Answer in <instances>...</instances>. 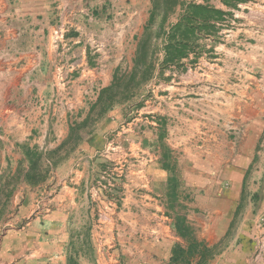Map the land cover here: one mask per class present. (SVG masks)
Returning a JSON list of instances; mask_svg holds the SVG:
<instances>
[{
	"label": "crops",
	"instance_id": "1",
	"mask_svg": "<svg viewBox=\"0 0 264 264\" xmlns=\"http://www.w3.org/2000/svg\"><path fill=\"white\" fill-rule=\"evenodd\" d=\"M155 6L165 32L200 12L197 45L163 64L162 39L149 96L87 133ZM168 6L0 0V264H173L180 216L204 264H264V0Z\"/></svg>",
	"mask_w": 264,
	"mask_h": 264
},
{
	"label": "trees",
	"instance_id": "2",
	"mask_svg": "<svg viewBox=\"0 0 264 264\" xmlns=\"http://www.w3.org/2000/svg\"><path fill=\"white\" fill-rule=\"evenodd\" d=\"M179 0H166L167 4H171L172 6L165 7L166 11L172 10ZM155 12L151 15L149 19V23L147 29L152 27L156 22V11H159L160 7H154ZM159 9V10H158ZM198 9V8H195ZM198 15L200 16V12L193 11L191 14L185 16L184 19L172 26L169 32H165V26L167 23L166 18H164L159 24V30L162 33L163 42L162 50L165 54V59L163 64L167 63H175L177 59H181L184 57L185 50L189 47H195L197 45L198 37L195 36L194 31L199 29V25H195L194 22L197 21ZM198 27V28H197ZM196 28V29H195ZM149 40L146 39L142 41V39L138 40L137 51L135 58L133 59V68H132V81L135 82L138 77H149L154 70V63L148 58L150 57L148 53ZM142 74L140 75V73ZM121 74L119 71H116L114 74L113 84L104 89L98 99V102L93 107L94 112L101 107L102 115L106 114L113 105L115 104L114 98L118 95H121L118 90L121 88ZM126 100V99H125ZM123 101L121 102V104ZM91 122V119H87V121L81 126V128L86 127ZM80 137L77 134L76 139L78 140ZM27 158L31 161L29 173L26 175V180L33 182V179H36L38 176L39 165L42 162V155L36 152H27ZM41 166H40V174H41ZM174 181V179H173ZM35 183V182H34ZM175 185V183H174ZM176 202V201H175ZM176 229L178 233L186 238L189 242V249L185 254V250L177 247L174 251V256L172 259L173 264H187L189 260L193 259L196 255L200 256L201 262L199 264H204L203 262L208 261L214 255V248L207 247L204 243L198 242L192 235L191 227L187 224L185 217L180 216L177 219ZM186 255V256H185ZM190 264V263H189Z\"/></svg>",
	"mask_w": 264,
	"mask_h": 264
},
{
	"label": "rangeland",
	"instance_id": "3",
	"mask_svg": "<svg viewBox=\"0 0 264 264\" xmlns=\"http://www.w3.org/2000/svg\"><path fill=\"white\" fill-rule=\"evenodd\" d=\"M148 23H149V21L146 24L141 23V25L136 26V28H138L137 30H132L130 32L131 34L134 33L135 38L134 39L130 38L131 41L129 42L126 49H125V47H124V49L122 48L126 52V54H123V59L121 60L119 67L115 70V72L119 71V73L121 74V79H122L121 88L118 90V92L121 95H118L117 97L114 98L115 104L113 105L111 110H109L106 114L102 115L101 107L98 108L94 112V115L92 117V121L88 124L89 127L87 130V133L89 131H91L92 128L97 129V128L101 127V125H106L105 121H104L105 117L109 113L114 112L117 109L121 110L122 104L129 106L131 104H134V102H135V106H138L137 103H138L140 95H142V101L145 100L149 96V94H150L149 85L156 78L157 72L153 71L151 74H149V77H146L147 79H144L143 77H140V78L138 77V79H136V81L133 82L132 81V72H131L132 70H129L130 67H132V65H133V61L131 59V56H132L131 51L135 49L136 42H138L139 39H142V41H144L146 39L149 40L148 53H149L150 57L148 58V61L151 59L153 63H156L158 58H160V55H157V53L158 54L161 53L160 51H161V46H162L161 44H162V39H163L162 33L159 30L160 22L156 21L155 24L152 25V27H149L147 29ZM121 24L123 25L122 22H119V23L118 22L117 23L112 22L110 25H111V27L121 29V27H117V26H121ZM128 29H130V28H128ZM127 35H129V37L131 36L129 34V32L127 33ZM122 49H121V51L123 52ZM162 72H158V74L159 73L162 74ZM164 73H165V71H164ZM164 73L161 75L162 77H163ZM141 74H142V72L140 73V75ZM122 101H123V103L121 104ZM161 137H162V135H161ZM7 206L8 205L6 203V199L0 198V207H7ZM5 221H6L5 215L0 214V225H1L0 229H4Z\"/></svg>",
	"mask_w": 264,
	"mask_h": 264
}]
</instances>
